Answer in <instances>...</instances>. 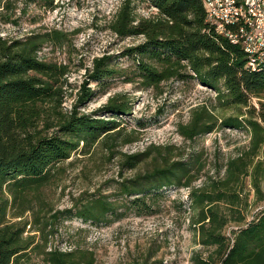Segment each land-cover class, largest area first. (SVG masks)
Wrapping results in <instances>:
<instances>
[{
  "label": "trees",
  "instance_id": "obj_1",
  "mask_svg": "<svg viewBox=\"0 0 264 264\" xmlns=\"http://www.w3.org/2000/svg\"><path fill=\"white\" fill-rule=\"evenodd\" d=\"M26 1L17 11L15 0H0V22L17 24L28 3L35 0ZM136 2L146 3L154 12L138 18ZM205 14L208 7L204 0H122L110 28L120 37H143V42L124 53L131 56L135 69L136 78L130 81L157 89L170 78L197 79L214 91L221 105L237 111L234 116H222L219 126L245 129L248 143L228 157L215 176H208L198 186L192 184L203 168L199 155L172 159L174 146L149 145L144 152L125 156L121 166L132 169L150 159L152 169L130 184L121 183L119 189L133 196L132 206L148 209L149 193L156 197L164 187L189 188L190 223L197 243L208 250L206 255L194 251L191 264H264V209L239 226L245 222L249 191L255 200H264V70L250 71L240 47L215 33ZM62 35L55 29L22 37L0 35V264H25V257L41 247L33 234L24 235L25 228L32 224L36 225L34 231L43 232L56 220V214L49 216L50 220L46 216L41 193L60 163L94 144L105 145L113 153V139L123 137L125 144L136 141L134 130L123 133L124 128H117L116 122L77 112L93 95L84 84L77 93V104L63 111L66 67L39 56L46 43L59 42ZM110 61V56L94 58L89 81L114 75ZM127 108L112 98L100 110L124 115ZM217 120L210 108L200 105L193 108L186 123H178L177 131L184 139L193 140L213 131ZM246 185L250 189L244 193ZM75 209L83 221H102L116 207L95 196ZM26 212L32 214L31 224L15 220ZM57 213L69 215L71 210ZM230 225L236 226L231 238L225 233ZM38 253L44 264H93L92 252L78 246ZM138 264L162 262L147 255Z\"/></svg>",
  "mask_w": 264,
  "mask_h": 264
},
{
  "label": "rangeland",
  "instance_id": "obj_2",
  "mask_svg": "<svg viewBox=\"0 0 264 264\" xmlns=\"http://www.w3.org/2000/svg\"><path fill=\"white\" fill-rule=\"evenodd\" d=\"M47 1L28 3L27 12L17 24L0 22V35L22 37L32 31H60L63 35L59 42L46 43L39 56L66 67L62 78L63 111L73 107L80 86L84 84L93 90V95L76 108L77 112L116 122L117 128H124L123 133L134 130L136 141L125 144L123 137L113 139V153L105 145L94 144L85 152L72 153L59 164L52 182L41 193L46 216L49 219L56 214V220H51V225L38 232L34 231L36 225L31 224V212L15 219L31 224L26 225L24 235L33 234L34 241L41 246L25 257V264H44L38 253L43 249L68 251L76 246L92 252L93 264H138L147 255L162 264H191L194 251L201 250L206 255L208 250L197 243L196 231L190 223L193 210L189 188H161L158 196L151 197L150 193L147 196L148 209L135 208L130 204L133 196L121 193L120 185L130 184L153 165L150 159L132 169L121 164L125 156L144 152L149 145H171L175 147L172 159L186 158L193 153L199 155L203 168L192 184L198 186L208 176H215L216 169L248 143L245 129L219 126L220 118L236 115V109L221 105L214 91L195 78H170L161 82L157 89L142 88L137 81H130L136 78L135 69L131 56L124 53L143 42V37H120L112 32L110 24L122 0ZM25 3L26 0L13 2L17 11ZM153 10L144 2L135 3L138 18L150 16ZM102 56L111 57L110 66L115 74L98 82L89 81L92 60ZM112 98L117 104L127 106L128 112L120 115L100 110ZM256 102V99L251 100L254 105ZM200 105L211 109L218 118L217 126L210 133L186 140L178 133L177 125L186 123L193 108ZM249 189L246 185L244 193ZM95 196L112 202L116 209L102 221H83L75 214V208ZM248 205L245 222L239 226L246 225L264 209V200H255L250 190ZM64 210H71V213H57ZM234 229L235 225L227 227L226 236L231 238Z\"/></svg>",
  "mask_w": 264,
  "mask_h": 264
},
{
  "label": "built area",
  "instance_id": "obj_3",
  "mask_svg": "<svg viewBox=\"0 0 264 264\" xmlns=\"http://www.w3.org/2000/svg\"><path fill=\"white\" fill-rule=\"evenodd\" d=\"M212 2V12L205 14L209 26L215 33L225 37L232 44L238 45L245 58H250V71L264 64V0L246 2L248 21L258 19V30L249 34L237 33L238 21L234 16L237 0H207ZM241 35H248V43H241Z\"/></svg>",
  "mask_w": 264,
  "mask_h": 264
},
{
  "label": "bare ground",
  "instance_id": "obj_4",
  "mask_svg": "<svg viewBox=\"0 0 264 264\" xmlns=\"http://www.w3.org/2000/svg\"><path fill=\"white\" fill-rule=\"evenodd\" d=\"M208 7V14L212 12V2L204 0ZM259 0H237V5L234 8V16L238 21L237 33L249 34L250 30H258V19H250L248 21V10H246V2ZM208 23V20H206ZM241 43H248V35H241ZM248 66L250 65V58H246ZM264 70V64L254 67V71Z\"/></svg>",
  "mask_w": 264,
  "mask_h": 264
}]
</instances>
